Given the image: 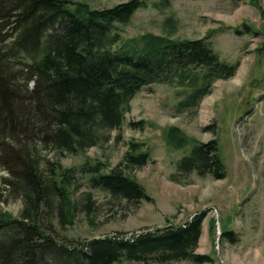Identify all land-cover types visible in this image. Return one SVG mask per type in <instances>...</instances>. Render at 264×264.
<instances>
[{
  "label": "trees",
  "instance_id": "16d2710c",
  "mask_svg": "<svg viewBox=\"0 0 264 264\" xmlns=\"http://www.w3.org/2000/svg\"><path fill=\"white\" fill-rule=\"evenodd\" d=\"M144 2L96 9L74 0H0V169L7 173L1 182L23 204L18 216L0 212V264H218L211 255L196 252L205 213L132 241L59 238L58 230L73 225L81 209L75 199L79 176L94 189L152 203L128 173L148 164L151 155L144 143L130 141L113 169L97 160L64 167L43 149L59 157L79 155L108 142L113 130L119 141L125 115L142 90L184 83L189 93L181 105L198 106L216 81L231 78L238 69L220 59L207 37L153 36L144 38L143 47L134 40L122 42L120 26L129 24ZM145 125L144 120L128 123L139 130ZM172 130L169 141L185 144L180 130ZM176 167L183 175L227 176L216 138L192 145ZM85 200L91 213L92 193ZM222 235L237 241L232 230Z\"/></svg>",
  "mask_w": 264,
  "mask_h": 264
},
{
  "label": "rangeland",
  "instance_id": "374dc122",
  "mask_svg": "<svg viewBox=\"0 0 264 264\" xmlns=\"http://www.w3.org/2000/svg\"><path fill=\"white\" fill-rule=\"evenodd\" d=\"M74 1L103 9L129 0ZM144 5L129 24L120 26L122 42L134 40L143 47L144 38L153 36L165 40L207 37L220 59L238 69L231 78L216 81L198 106L181 105L189 93L184 83H159L142 90L125 115L119 141L113 130L108 142L79 155L59 157L43 149L44 155L59 159L64 167L97 160L113 169L123 160L130 141L144 143L151 155L148 164L128 173L143 185L152 203L94 189L79 176L82 182L75 199L81 209L73 225L58 230L59 238L82 243L107 237L132 241L134 236L183 225L205 213L197 253L211 255L218 264H264V0H145ZM140 120L146 122L144 129L128 126ZM172 129L180 130L185 144L179 147L169 141ZM215 138L226 178L178 173L176 164L192 145ZM6 176L0 169V212L18 216L23 204L1 182ZM89 192L94 201L91 213L85 208ZM231 230L236 242L222 235Z\"/></svg>",
  "mask_w": 264,
  "mask_h": 264
}]
</instances>
